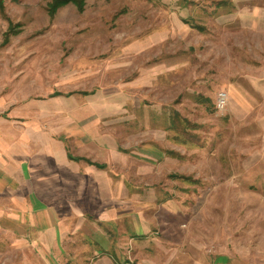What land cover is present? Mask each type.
<instances>
[{
	"label": "rangeland",
	"instance_id": "rangeland-1",
	"mask_svg": "<svg viewBox=\"0 0 264 264\" xmlns=\"http://www.w3.org/2000/svg\"><path fill=\"white\" fill-rule=\"evenodd\" d=\"M50 2L0 0V155L82 160L0 264H264V0Z\"/></svg>",
	"mask_w": 264,
	"mask_h": 264
},
{
	"label": "crops",
	"instance_id": "crops-1",
	"mask_svg": "<svg viewBox=\"0 0 264 264\" xmlns=\"http://www.w3.org/2000/svg\"><path fill=\"white\" fill-rule=\"evenodd\" d=\"M42 153L44 156L31 155L29 146L22 143L7 142L0 155V217L7 221H28L36 224L35 217L39 214L47 217L49 205L38 197V187L35 182L36 165L34 159L46 160L42 163L49 167L53 165L62 166L69 159V153L65 147L58 142L43 143ZM73 157V156H71ZM74 158V157H73ZM27 219V220H26ZM53 220V219H52ZM51 220V222H52ZM41 223V222H40ZM39 224V223H38ZM34 230L38 233H47L55 230L50 227H39Z\"/></svg>",
	"mask_w": 264,
	"mask_h": 264
},
{
	"label": "trees",
	"instance_id": "trees-1",
	"mask_svg": "<svg viewBox=\"0 0 264 264\" xmlns=\"http://www.w3.org/2000/svg\"><path fill=\"white\" fill-rule=\"evenodd\" d=\"M70 2H71V0H51L50 4L48 5L51 15L56 11L57 8L65 6V5L69 4ZM69 159L74 160V161H78L81 158L78 159V158H73V157L69 156ZM86 162L88 164H90V162H88V161H86ZM95 166L96 167H101L100 165H95Z\"/></svg>",
	"mask_w": 264,
	"mask_h": 264
},
{
	"label": "built area",
	"instance_id": "built-area-1",
	"mask_svg": "<svg viewBox=\"0 0 264 264\" xmlns=\"http://www.w3.org/2000/svg\"><path fill=\"white\" fill-rule=\"evenodd\" d=\"M225 97H226V95L224 93H222V92L218 94V96H217V104H216V106L218 108H222L224 106Z\"/></svg>",
	"mask_w": 264,
	"mask_h": 264
}]
</instances>
